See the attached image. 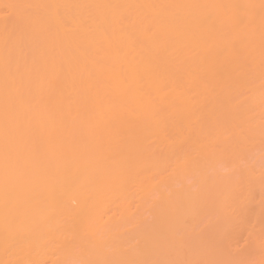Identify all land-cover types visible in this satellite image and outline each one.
Here are the masks:
<instances>
[{
  "label": "bare ground",
  "instance_id": "bare-ground-1",
  "mask_svg": "<svg viewBox=\"0 0 264 264\" xmlns=\"http://www.w3.org/2000/svg\"><path fill=\"white\" fill-rule=\"evenodd\" d=\"M245 252L264 254V0H0V264Z\"/></svg>",
  "mask_w": 264,
  "mask_h": 264
},
{
  "label": "rangeland",
  "instance_id": "rangeland-1",
  "mask_svg": "<svg viewBox=\"0 0 264 264\" xmlns=\"http://www.w3.org/2000/svg\"><path fill=\"white\" fill-rule=\"evenodd\" d=\"M245 253H244V257H246V259H248L249 257L252 258V259L249 258L248 260H250V261H248V262L245 259V261H246L245 264H264V259H262V257L264 258V254L263 253H255V252H252V253L251 252L250 253L245 252ZM260 257H261V259H260Z\"/></svg>",
  "mask_w": 264,
  "mask_h": 264
}]
</instances>
